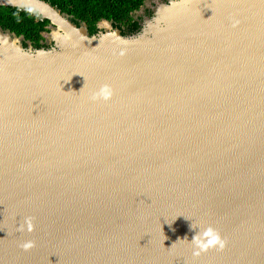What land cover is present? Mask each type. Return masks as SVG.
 <instances>
[{"label": "water", "instance_id": "95a60500", "mask_svg": "<svg viewBox=\"0 0 264 264\" xmlns=\"http://www.w3.org/2000/svg\"><path fill=\"white\" fill-rule=\"evenodd\" d=\"M0 7L54 45L0 28V264H264V0H167L125 36ZM209 226L226 247L194 258Z\"/></svg>", "mask_w": 264, "mask_h": 264}, {"label": "trees", "instance_id": "16d2710c", "mask_svg": "<svg viewBox=\"0 0 264 264\" xmlns=\"http://www.w3.org/2000/svg\"><path fill=\"white\" fill-rule=\"evenodd\" d=\"M52 7L71 18L78 26L83 22L90 36L98 32L100 21H110L112 27L121 29L125 36L139 32L140 26L131 15L138 11L144 0H44ZM49 22L42 20L35 13L15 8L0 7V28L22 36L34 50L42 48V33L47 32ZM25 47V45H23Z\"/></svg>", "mask_w": 264, "mask_h": 264}, {"label": "clouds", "instance_id": "9594fccd", "mask_svg": "<svg viewBox=\"0 0 264 264\" xmlns=\"http://www.w3.org/2000/svg\"><path fill=\"white\" fill-rule=\"evenodd\" d=\"M29 12H32V9H28ZM239 21L235 20L232 23V27L238 26ZM121 56L124 55L123 52L119 53ZM114 92L110 85L104 84L102 85L98 91H95L91 94L90 100L92 102L104 101L108 102L112 99ZM25 228L29 233L34 231V224L31 217H28L24 220V222L19 226L17 229L20 232L25 231ZM192 229H195L193 225H191ZM185 240L187 238L185 237ZM191 244L193 245V252L192 255L194 258H198L201 256L202 253H207L210 249H216L218 251H223L226 247L227 241L223 239L220 233L214 229L213 227L209 226L205 228L203 231H198L192 241ZM20 247L25 250H31L35 247L34 241H26L20 245Z\"/></svg>", "mask_w": 264, "mask_h": 264}, {"label": "rangeland", "instance_id": "374dc122", "mask_svg": "<svg viewBox=\"0 0 264 264\" xmlns=\"http://www.w3.org/2000/svg\"><path fill=\"white\" fill-rule=\"evenodd\" d=\"M152 1L156 2L157 4L167 3V0H145V4L140 8V10L131 15L132 19L139 23V26L141 25L143 27L145 22L153 17L152 10L156 7L157 4L155 6L151 5ZM146 11H148V12H146ZM141 26H140V28H141ZM125 34L128 35V33H126V32H125ZM52 42L53 41L51 39H49L47 37V35H45V37L42 41V44L48 46V45H51ZM26 47H27V45H26Z\"/></svg>", "mask_w": 264, "mask_h": 264}, {"label": "flooded vegetation", "instance_id": "af4514ba", "mask_svg": "<svg viewBox=\"0 0 264 264\" xmlns=\"http://www.w3.org/2000/svg\"><path fill=\"white\" fill-rule=\"evenodd\" d=\"M157 3L156 2H154V1H152V3H151V5H153V6H155ZM146 12H148V11H146ZM139 24V23H138ZM40 44H41V46H42V48H40V49H51V48H53V44H51V45H44V44H42V41L40 42ZM22 45H25V43H23ZM24 47V46H23ZM25 47H26V45H25ZM32 49H33V47H32ZM34 50V49H33Z\"/></svg>", "mask_w": 264, "mask_h": 264}]
</instances>
